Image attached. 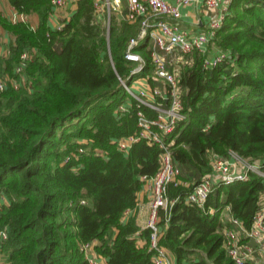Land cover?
Instances as JSON below:
<instances>
[{
  "label": "trees",
  "instance_id": "1",
  "mask_svg": "<svg viewBox=\"0 0 264 264\" xmlns=\"http://www.w3.org/2000/svg\"><path fill=\"white\" fill-rule=\"evenodd\" d=\"M7 1L17 12L37 15L38 24L32 29L0 15L11 39L8 55L0 53V76L19 81L18 88L8 83L0 92V226L8 234L2 256L9 264H87L79 247L96 241L94 251L105 264H155L150 229L141 230L125 214L136 205L142 176L160 168L162 150L139 140L124 153L114 142L137 132L138 110L154 114L132 99L117 115L128 98L119 78L148 75L151 86L162 87L151 76L147 38L134 48L145 62L142 71L130 74L135 63L124 54L139 32L138 20L112 16L106 35L93 0H75L74 12L55 28L51 0ZM212 42L226 58L204 68L203 55L193 52L191 63L182 65L186 119L165 136L173 141L180 183L167 187L174 200L167 223L158 209L159 244L176 264H235L223 247L222 211L229 207L249 227L264 193V179L250 174L216 185L204 207L185 200L210 174L214 157L232 151L264 160V0H230ZM24 49L34 53L22 78L13 67ZM137 234L144 246L137 245Z\"/></svg>",
  "mask_w": 264,
  "mask_h": 264
},
{
  "label": "built area",
  "instance_id": "2",
  "mask_svg": "<svg viewBox=\"0 0 264 264\" xmlns=\"http://www.w3.org/2000/svg\"><path fill=\"white\" fill-rule=\"evenodd\" d=\"M202 1L203 8L214 12V16L209 19L205 31L193 33L181 30L172 20L180 18L181 6L198 3L200 0H177L176 3H171L169 0H93L95 19L102 22L106 35L109 32L111 16L124 18L129 22L138 20L139 32L137 36L128 39L124 54L128 61L135 63L130 74L142 71L145 62L134 48L141 40L147 38L150 44L149 54L154 66L151 76L162 84V87L151 86L148 75L136 77L130 82L119 78L128 98L115 111L118 116L124 115L131 107L133 99L138 107L143 105L154 113L151 115L138 110L137 132L114 142L117 149L124 153L129 150L133 142L139 140L155 144L162 150L158 171L152 177L141 178L150 187V214L146 228L150 229L149 250L153 251L152 259L155 264H172L171 253L159 244L162 230L159 225L158 209L165 210L167 223L169 207L174 202L168 199L167 187L170 183L174 185L180 183L177 179L179 168L173 162L171 155L170 145L173 141L167 143L165 136L171 134L175 126L186 119L182 111L181 67L183 64L191 63L190 55L193 52L203 55L204 68L214 67L226 58V53L218 50L212 40L216 30L221 26L230 0ZM51 4L53 9H57L66 6L67 0H51ZM7 19L12 23H25L35 29L27 13L13 9ZM54 27L60 28L61 25ZM8 53L9 50L3 52L4 55ZM33 53V49H24L20 53L19 60L13 67L14 75L23 78V72ZM8 83L15 89L19 86L17 79L0 76V92L8 87ZM78 151L84 150L79 148ZM94 152L100 155L97 149ZM68 158L69 156L65 161ZM211 166L210 174L192 188L185 198L186 202L204 207L216 185L246 181L250 174H256L264 179V160L248 161L232 151L228 156L214 157ZM81 202L85 203V201ZM221 215L227 221L222 233L223 247L229 259L235 264L248 261L264 264V193L259 197V206L249 227L233 216L229 207L223 209ZM7 235L6 227L0 226V264H9L1 254L2 243ZM95 243L96 241L84 242L79 247L87 264H100L99 260L104 258L94 251Z\"/></svg>",
  "mask_w": 264,
  "mask_h": 264
},
{
  "label": "crops",
  "instance_id": "3",
  "mask_svg": "<svg viewBox=\"0 0 264 264\" xmlns=\"http://www.w3.org/2000/svg\"><path fill=\"white\" fill-rule=\"evenodd\" d=\"M171 3H176L177 0H169ZM76 8L75 0H67L64 7L54 9L49 17V24L51 27L57 26L61 21L67 19ZM13 11V7L7 0H0V15L9 18ZM181 16L179 19L172 20L181 30L187 32H203L206 30L208 21L214 16V12L203 8V1L198 3H191L180 7ZM30 23L37 26V15L29 14ZM11 39L9 34L0 26V53L3 54L8 50ZM150 187L149 184L144 183L143 187L137 193L136 205L133 209L126 211V216H134L137 226L142 230L146 228V222L150 214ZM136 243L138 246L145 245V239L137 234ZM172 264H176L174 256L171 254ZM106 259L99 260L100 264H105Z\"/></svg>",
  "mask_w": 264,
  "mask_h": 264
},
{
  "label": "rangeland",
  "instance_id": "4",
  "mask_svg": "<svg viewBox=\"0 0 264 264\" xmlns=\"http://www.w3.org/2000/svg\"><path fill=\"white\" fill-rule=\"evenodd\" d=\"M31 14H33V13H31ZM112 17V16H111ZM58 25H61V23H59ZM108 53V52H107Z\"/></svg>",
  "mask_w": 264,
  "mask_h": 264
}]
</instances>
